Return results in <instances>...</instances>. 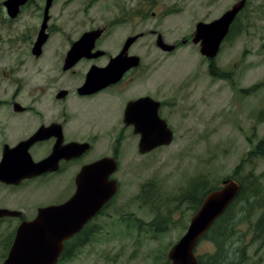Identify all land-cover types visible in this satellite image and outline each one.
Listing matches in <instances>:
<instances>
[{
  "label": "rangeland",
  "instance_id": "1",
  "mask_svg": "<svg viewBox=\"0 0 264 264\" xmlns=\"http://www.w3.org/2000/svg\"><path fill=\"white\" fill-rule=\"evenodd\" d=\"M235 1L73 0V11L78 15L75 19L83 20L82 27L103 25L111 18L121 20L124 9L140 4L137 31H145L146 36L134 47L145 65L154 64L152 78L171 84L165 114L175 135L170 145L147 154H141L138 147L129 143L123 147L122 161L115 173L120 182L114 201L101 216L91 241L78 246L63 264L168 261L170 249L184 235L196 211L190 202H181L179 197L195 176L205 175L210 184L217 186L233 176L242 179L249 188L253 179H257L264 201V157L250 159L234 176L248 151L264 139V0L248 3L239 16L235 33L229 34L213 58V68L200 53L199 44L191 41L197 22L220 17ZM130 27L129 22H122L114 30L124 35ZM152 29L161 32L169 42L189 38L188 44L163 57L165 53L157 50ZM3 32L5 29H0V35ZM92 111L100 110L93 107ZM42 193H54L51 183H46L39 192L45 197ZM4 195L6 199L13 198L10 192ZM191 196L201 195L193 190ZM39 201L43 203V200L34 202ZM262 209L253 198L246 201L241 198L231 212V238L247 248L244 264H264V233L260 231L258 237L253 230ZM28 214L33 212L28 210ZM16 224L17 220L12 219L0 226V264L7 250L4 243ZM158 227L162 230L156 231ZM216 249L213 240L202 237L196 253L199 257L208 256ZM241 254L242 250L231 251L227 260H235Z\"/></svg>",
  "mask_w": 264,
  "mask_h": 264
},
{
  "label": "flooded vegetation",
  "instance_id": "2",
  "mask_svg": "<svg viewBox=\"0 0 264 264\" xmlns=\"http://www.w3.org/2000/svg\"><path fill=\"white\" fill-rule=\"evenodd\" d=\"M250 1L246 0L233 23H238ZM7 2L0 0V29H5L0 35V208L17 210L21 215L0 217V226L17 220L13 234L10 233L4 243L7 250L3 262L24 221L34 220L40 208L62 205L77 194L79 175L84 167L110 157L119 168L123 147L128 143L139 151L141 134L135 122L138 116H149L157 104L159 116L171 127L165 114L171 84L152 78L154 64L145 65L134 47L146 36L145 31H137L139 3L127 11L124 9L122 21L111 18L103 25L82 27L83 20L75 19L78 15L73 11V0H53L47 12L46 0H22L15 16L10 15ZM122 22L131 24L124 35L114 30ZM232 29L233 24L229 34ZM92 31H100V34L94 37L89 49L80 50L82 55L74 61L71 57L74 44ZM151 34L156 37L157 50L165 53L163 57L189 41L185 38L181 42H169L155 29ZM135 36L126 47L129 38ZM159 36L173 46L172 51L158 44ZM39 42L42 44L37 47ZM5 43L8 45L3 46ZM118 55L139 56L140 62L128 66L119 78L108 83L88 80L91 73L104 71ZM205 58L213 68V58ZM172 91L180 93V90ZM93 107L100 111H92ZM115 173L109 179H116L119 187ZM15 174L18 178H12ZM90 177L86 176L85 181ZM48 182L54 193H42L43 197L39 192ZM9 192L12 199L5 198L4 193ZM114 198L115 195L64 241L56 264H63L78 246L91 241L101 216ZM35 200H43V203L36 204ZM28 210L33 214L29 215Z\"/></svg>",
  "mask_w": 264,
  "mask_h": 264
},
{
  "label": "water",
  "instance_id": "3",
  "mask_svg": "<svg viewBox=\"0 0 264 264\" xmlns=\"http://www.w3.org/2000/svg\"><path fill=\"white\" fill-rule=\"evenodd\" d=\"M21 1L8 0L7 6L10 15L15 16L17 14ZM52 1L46 0V12ZM245 4L246 0H239L219 18L211 22L199 21L196 24L192 41L200 45L202 55L214 58L218 54L231 24L239 11L245 7ZM99 34L100 31L87 32L74 44L71 52L74 61L82 55L80 50L84 52V50L89 49L94 37ZM135 38L136 36L129 38L126 47ZM41 44V42L37 43V47H40ZM158 44L164 47L166 51H172L173 49L172 45L164 42L162 36H159ZM139 62V56L122 57V55H118L110 61L104 71L91 73L88 80L108 83L119 78L128 66L136 65ZM104 84L106 85V83ZM135 104H132L134 108ZM132 106L129 108L130 111ZM135 122L141 134L140 153L144 154L156 147L172 143L174 132L168 126L167 121L159 116L157 104L149 113V116H138ZM116 169L117 162L110 157H105L84 167L79 175L77 194L62 205H50L40 208L34 220L24 221L18 228L8 257L2 264H56L63 249L64 241L78 232L117 192V181L109 179V176ZM86 176H91L90 180L85 181ZM12 178L18 177L15 174ZM240 187L241 185L237 180L226 178L222 180V184L218 188L206 194L201 205L193 214L186 232L170 249L168 253L169 262L166 264H201L196 254L199 240L232 204L240 191ZM17 215H21V212L0 208V217Z\"/></svg>",
  "mask_w": 264,
  "mask_h": 264
},
{
  "label": "trees",
  "instance_id": "4",
  "mask_svg": "<svg viewBox=\"0 0 264 264\" xmlns=\"http://www.w3.org/2000/svg\"><path fill=\"white\" fill-rule=\"evenodd\" d=\"M237 23H233V29L232 33H235ZM212 73H215L214 70H212ZM221 76H228V74H222ZM255 87H258L256 85ZM250 141H252V138H249ZM257 157H264V139H260L247 153V155L242 159L240 164L237 166L236 173H238L243 167L246 165L247 161L250 159H254ZM233 178V176H232ZM235 178V177H234ZM240 182V191L234 200V202L229 206V208L225 211L224 214H222L215 223L211 226V228L208 230V232L203 236V238H210L213 240L216 244V252L213 254H210L208 256H200V262L202 264H244V261L246 259V246L243 248L231 238L232 232H233V223H232V216L231 212L236 204V202L239 199H243L244 201L249 200L253 198L254 202L257 204V207H262V212L260 213L259 217L257 218L256 222L254 223V232L256 236L259 237L260 231L264 233V201L261 195H263V189L260 184V182L257 179H253V186L247 187L242 179L236 178ZM217 185L210 184V180L207 178V176H195L191 180H189V184L187 188L179 194L181 202L187 201L192 204V207L196 210L200 204L202 203L204 197L206 194L211 191L212 189L217 188ZM199 191L200 198L195 196H191L192 191ZM170 222H172L170 220ZM162 228L158 227L156 228V231H160ZM242 250V254L239 257H236L235 260L228 259L227 260V254H229L231 251H239ZM167 262V261H166ZM164 262V263H166ZM163 263V264H164Z\"/></svg>",
  "mask_w": 264,
  "mask_h": 264
}]
</instances>
